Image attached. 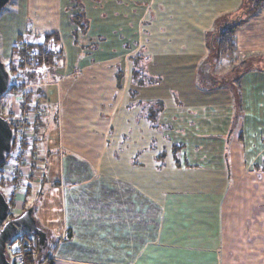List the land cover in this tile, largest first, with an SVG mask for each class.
<instances>
[{
  "label": "crops",
  "instance_id": "obj_1",
  "mask_svg": "<svg viewBox=\"0 0 264 264\" xmlns=\"http://www.w3.org/2000/svg\"><path fill=\"white\" fill-rule=\"evenodd\" d=\"M58 2L88 26L61 33L65 64L43 92L45 175L31 181L23 167V192L9 195L19 210L33 203L46 234L34 258L264 264V68L200 85L211 40L242 17V0ZM151 17L155 38L143 29ZM236 40L264 57L263 9Z\"/></svg>",
  "mask_w": 264,
  "mask_h": 264
},
{
  "label": "rangeland",
  "instance_id": "obj_2",
  "mask_svg": "<svg viewBox=\"0 0 264 264\" xmlns=\"http://www.w3.org/2000/svg\"><path fill=\"white\" fill-rule=\"evenodd\" d=\"M248 3V6L244 7V15L247 13H249V15L253 13L259 15L260 11L258 13L256 8L250 7L255 3V0H248ZM248 8L249 10H247ZM262 9L264 10V6ZM152 12L154 14V9ZM254 17L255 16L252 15L245 17L244 20H246V22L243 23L242 26L250 22ZM153 20L154 22H152ZM156 24L159 26V22L155 20V17L154 19L151 17V21H148L147 25L143 28L153 38H155ZM75 26L80 27L83 33L86 31L88 22L84 12L79 7L74 6L63 8L61 2L59 3L58 0H11L0 13V58L12 75L11 84L13 87H10V90L0 98V114L9 122L13 123L14 128L18 130L14 149L2 170L8 173L16 171L15 169L19 167V171L16 172V177H18V179L11 181V178H9L10 176H6L5 178L8 180V185L2 189H4L3 192L8 199H11L9 195H12L13 191L15 193L23 192L22 183L24 175L21 174L23 167L24 169H30L27 177L28 179L30 178L31 181H34L35 177L38 180V178L41 179V177L45 175L46 170L44 169L48 157L47 154H45L46 149L44 145H47L46 139L52 138V135H50L49 131L45 134H43L42 131L45 132L46 126H50L47 116L52 113L46 110L45 106L48 103L46 102L47 99L43 96V92L49 88L51 82L56 81L58 78L57 70L65 64L66 48H64L62 43L61 33L68 28L73 30L72 33L74 34ZM47 35H57L58 41L56 42V39H54V41L48 44V40L45 37ZM145 35H143L144 38ZM20 38H22V41ZM148 38L149 37H147V39ZM215 40L216 39H212L211 41L216 45L217 41ZM24 42L36 45L45 44L50 50L56 49V52L61 51L60 59L56 61V65L53 68L48 66L29 68V66L26 65V69H21L20 64L18 68H15L14 63H19V60L13 55L14 48L18 44L21 45V43ZM150 43L151 48L154 49V42L150 40ZM215 52L216 50H214L209 60L210 70L206 72L207 79H203L204 74H202L200 85L206 89H213L216 87L215 81L217 83L219 82L218 79L221 78L219 76H227L229 81L231 79V81H234V78L237 77L239 72H242L244 68V66H241L238 71L234 73L232 70L228 71L225 68L212 67V65L217 62ZM244 56L251 61V67L264 68V57L259 55ZM136 59H138V57H136ZM71 64L72 63H70L69 66ZM220 69L221 71H219ZM215 77L219 78L216 79ZM233 91L235 92L236 89ZM42 123L45 125L44 128L41 127ZM57 153L58 152H55V154ZM18 185L22 186H19V189H17ZM7 188H10V190ZM32 204V202L30 204L27 203L24 209L20 210L13 207L9 219L20 216ZM34 239V236L28 232L21 231L19 236L7 245L8 258L13 262L15 258L14 254L20 249L21 245L23 243L33 245L35 244Z\"/></svg>",
  "mask_w": 264,
  "mask_h": 264
},
{
  "label": "trees",
  "instance_id": "obj_3",
  "mask_svg": "<svg viewBox=\"0 0 264 264\" xmlns=\"http://www.w3.org/2000/svg\"><path fill=\"white\" fill-rule=\"evenodd\" d=\"M248 4H249L248 0H242V5H243L242 17H239L236 20L235 19L231 20L228 23H224L223 25H221V27L218 29V31L214 35V39H216L215 41H217V43L216 45L215 43L212 44L213 51L216 50L215 52L216 58H217V62H219L220 67H222L221 65L225 64L223 68L227 69V67H229L234 73H236L241 66H244V68L242 69V72H239V75H243L246 71L253 68L251 67L252 65L251 61L244 55L240 54L238 47H237V42H236L237 30L243 25V23L246 22L244 18L249 17L251 15L256 16V13H253L250 15L249 13H247L244 15V11H245L244 7H247ZM263 6H264V0H255V3H253V5H251L250 7L256 8L257 12L259 13V11L262 10ZM249 8L247 10H249ZM45 37L48 40V44L49 42L54 41V39H56V42L58 41L57 35L55 36L47 35ZM20 40L22 41V38H20ZM55 50L56 49L50 50L48 47L45 46V44L36 45V44H29L25 42L21 43V45L18 44L17 46H15L14 53H13L14 57H17V59L19 60V63L14 61L15 68H18L19 64H20L21 69H26L27 66H29V68L31 67L41 68L43 66H48L50 68H53L56 65V61L60 59V54H61V51L56 52ZM9 74H10V77H12L11 73ZM239 75H237V77H235L234 79L238 80ZM227 80L228 79L226 78L225 81ZM10 87L13 88L12 84L10 85ZM11 126L13 127L15 131V135L17 139L18 130L14 128L13 123H11ZM16 139H15V143H16ZM5 164L6 162L0 167V175L3 173L2 170L5 167ZM7 185H8V180L2 177L0 179V189L2 192H3L2 188L7 187ZM12 199L13 198L11 199L7 198L11 210L13 207H15V203ZM31 246H32V251L29 254V264H42V260H40L39 258H36V259L34 258V255L35 256L37 255L36 253L38 249L35 247V245L31 244Z\"/></svg>",
  "mask_w": 264,
  "mask_h": 264
},
{
  "label": "water",
  "instance_id": "obj_4",
  "mask_svg": "<svg viewBox=\"0 0 264 264\" xmlns=\"http://www.w3.org/2000/svg\"><path fill=\"white\" fill-rule=\"evenodd\" d=\"M11 0H0V13ZM11 77L0 58V98L9 90ZM15 131L11 123L0 114V167L9 159L15 145ZM11 209L5 194L0 189V264H12L7 255V245L26 231L38 239L40 245L47 242L45 232L38 226L33 209L24 211L20 216L9 219Z\"/></svg>",
  "mask_w": 264,
  "mask_h": 264
},
{
  "label": "built area",
  "instance_id": "obj_5",
  "mask_svg": "<svg viewBox=\"0 0 264 264\" xmlns=\"http://www.w3.org/2000/svg\"><path fill=\"white\" fill-rule=\"evenodd\" d=\"M16 171H11V172H3V177L6 178V176H10L9 178H11V181H13L14 179H18V177H16V172L19 171V167H17V169H15ZM17 189H19V185L17 186ZM32 251V246L29 243H23L20 247V249L14 254L15 258L14 261L11 263L12 264H29V254Z\"/></svg>",
  "mask_w": 264,
  "mask_h": 264
}]
</instances>
